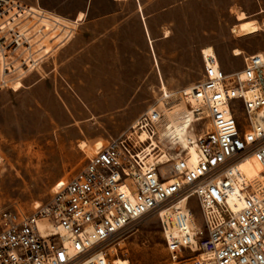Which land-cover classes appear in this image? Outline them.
I'll use <instances>...</instances> for the list:
<instances>
[{
    "label": "built area",
    "instance_id": "obj_1",
    "mask_svg": "<svg viewBox=\"0 0 264 264\" xmlns=\"http://www.w3.org/2000/svg\"><path fill=\"white\" fill-rule=\"evenodd\" d=\"M79 23L39 2L0 0V90L21 87ZM203 64L180 92L191 119L182 136L170 130L179 115L168 119L161 102L88 155L48 203L0 207V264H111L106 244L152 212L183 264H264V54L232 74Z\"/></svg>",
    "mask_w": 264,
    "mask_h": 264
},
{
    "label": "rangeland",
    "instance_id": "obj_2",
    "mask_svg": "<svg viewBox=\"0 0 264 264\" xmlns=\"http://www.w3.org/2000/svg\"><path fill=\"white\" fill-rule=\"evenodd\" d=\"M41 5L68 20L82 12L84 17L74 37L21 87L0 90L1 209L30 212L48 203L85 165L96 143L99 148L125 132L154 105L162 102L168 119L178 114L183 122L189 105L180 92L202 78L204 49L215 50L227 74L241 70L246 56L264 52V0H41ZM240 12L260 28L246 36L235 32ZM162 88L172 94L169 99H162ZM203 124L197 131L207 120ZM195 215L202 228L197 206ZM105 249L111 263L184 261L173 259L156 212L132 222Z\"/></svg>",
    "mask_w": 264,
    "mask_h": 264
},
{
    "label": "bare ground",
    "instance_id": "obj_3",
    "mask_svg": "<svg viewBox=\"0 0 264 264\" xmlns=\"http://www.w3.org/2000/svg\"><path fill=\"white\" fill-rule=\"evenodd\" d=\"M261 12H263V10ZM78 16H79L78 20H81L84 17V13L82 12ZM237 19L239 23L234 27V31L238 32V34L241 33V36L253 34L254 32H256L258 28H260V25L258 24V22L256 20L249 19V16L245 12H240L237 16ZM241 53H242L241 51L236 52V54H241ZM256 53L264 54V52H256ZM203 57L206 58L207 61L209 62L213 60H217L219 63L217 54L212 47H208L204 49ZM165 91L169 95V92H167V90ZM182 116L185 117L183 122L176 123L175 127L170 129L172 132H176L177 135H180V136H182L184 128L189 126L191 122L189 111H184ZM102 144H103V141H102ZM85 145H86V142L83 141L80 146L81 148H83ZM99 148L95 147V149H99ZM194 158H195V154H193V159L191 160V162L194 161ZM166 214L172 215V214H169L168 211L166 212ZM195 224L197 225L196 221H195ZM111 264H129V261L127 259L116 258Z\"/></svg>",
    "mask_w": 264,
    "mask_h": 264
},
{
    "label": "crops",
    "instance_id": "obj_4",
    "mask_svg": "<svg viewBox=\"0 0 264 264\" xmlns=\"http://www.w3.org/2000/svg\"><path fill=\"white\" fill-rule=\"evenodd\" d=\"M36 2H39V3L41 4V0H36L34 3H30V4H31V5H34V4H36ZM23 3H25V2H23ZM26 4H29V3H26ZM42 7L45 8L43 5H42ZM45 9L48 10V11L53 12V11L50 10V9H47V8H45ZM54 13H56V12H54ZM56 14H57V13H56ZM86 14H87V13H85V16H86ZM58 15H59V14H58ZM60 16H62V15H60ZM62 17H63V16H62ZM76 18H78V13H77V15H76ZM76 18H75V19H76ZM80 24H81V23H80ZM80 24H79V25H80Z\"/></svg>",
    "mask_w": 264,
    "mask_h": 264
}]
</instances>
